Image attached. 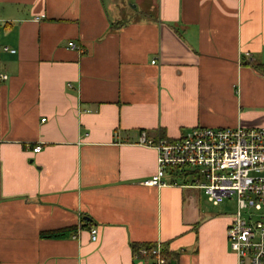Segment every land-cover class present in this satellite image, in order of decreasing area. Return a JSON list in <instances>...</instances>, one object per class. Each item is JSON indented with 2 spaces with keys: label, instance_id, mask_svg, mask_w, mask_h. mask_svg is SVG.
<instances>
[{
  "label": "crops",
  "instance_id": "obj_1",
  "mask_svg": "<svg viewBox=\"0 0 264 264\" xmlns=\"http://www.w3.org/2000/svg\"><path fill=\"white\" fill-rule=\"evenodd\" d=\"M1 76L0 264H144L156 243L239 264L219 206L144 185L139 140L264 127V0H0Z\"/></svg>",
  "mask_w": 264,
  "mask_h": 264
},
{
  "label": "built area",
  "instance_id": "obj_2",
  "mask_svg": "<svg viewBox=\"0 0 264 264\" xmlns=\"http://www.w3.org/2000/svg\"><path fill=\"white\" fill-rule=\"evenodd\" d=\"M139 143L159 156L157 173L145 186H176L193 176L215 207L236 196L238 210L227 231L230 249L239 264H264V127H198L177 140L150 139L143 133ZM40 151L41 147L34 149ZM91 237L97 241L96 228ZM134 258L144 264L169 263L161 243L139 248Z\"/></svg>",
  "mask_w": 264,
  "mask_h": 264
},
{
  "label": "rangeland",
  "instance_id": "obj_3",
  "mask_svg": "<svg viewBox=\"0 0 264 264\" xmlns=\"http://www.w3.org/2000/svg\"><path fill=\"white\" fill-rule=\"evenodd\" d=\"M179 184H189L191 186H193L197 192H199V194L201 195L202 201H204L205 203H207L210 206H213L209 200H208V195L206 194L205 190L200 189L198 187H196L197 183H196V179L191 176L189 177L188 182H185V180H180L178 182ZM218 208V206H217ZM219 211L223 212V214L227 217H230L231 221L233 220V218L235 217L238 207H237V198L236 196H234L233 198L227 199L225 200L221 205H219Z\"/></svg>",
  "mask_w": 264,
  "mask_h": 264
},
{
  "label": "trees",
  "instance_id": "obj_4",
  "mask_svg": "<svg viewBox=\"0 0 264 264\" xmlns=\"http://www.w3.org/2000/svg\"><path fill=\"white\" fill-rule=\"evenodd\" d=\"M122 25L119 24L117 28L121 27ZM84 222L86 223L87 221L84 220ZM88 224H91L90 222ZM90 225L86 226V225H82V229H88ZM75 230H66V231H60V232H53V233H48V234H42V237L43 238H46V239H61V238H66L68 236H70V234L72 232H74ZM151 245L152 244H143V245H136L134 244L133 245V251L134 253H136L139 248L141 247H146V248H151ZM164 255L167 256L166 252L164 251Z\"/></svg>",
  "mask_w": 264,
  "mask_h": 264
}]
</instances>
